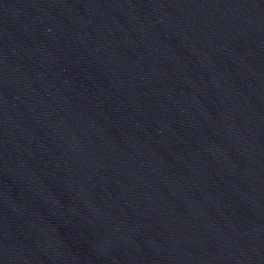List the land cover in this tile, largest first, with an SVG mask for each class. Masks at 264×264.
I'll use <instances>...</instances> for the list:
<instances>
[{"label":"water","instance_id":"1","mask_svg":"<svg viewBox=\"0 0 264 264\" xmlns=\"http://www.w3.org/2000/svg\"><path fill=\"white\" fill-rule=\"evenodd\" d=\"M0 264H264V0H0Z\"/></svg>","mask_w":264,"mask_h":264}]
</instances>
